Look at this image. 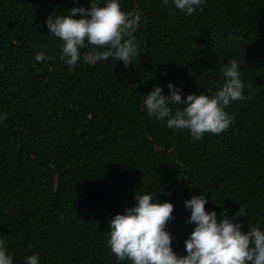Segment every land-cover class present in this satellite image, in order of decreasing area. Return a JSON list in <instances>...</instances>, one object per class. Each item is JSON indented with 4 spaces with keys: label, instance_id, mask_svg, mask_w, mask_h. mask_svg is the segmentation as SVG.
<instances>
[{
    "label": "trees",
    "instance_id": "1",
    "mask_svg": "<svg viewBox=\"0 0 264 264\" xmlns=\"http://www.w3.org/2000/svg\"><path fill=\"white\" fill-rule=\"evenodd\" d=\"M119 3L141 16L135 64L81 57L70 70L46 20L88 0H0V238L13 264L37 253L40 264H131L107 240L134 195L174 206L167 231L177 255L195 227L184 206L193 196L218 221L264 231V0H205L192 15L173 0ZM231 59L247 99L226 106L225 131L197 141L148 116L154 86L165 97L170 83L182 99L212 97Z\"/></svg>",
    "mask_w": 264,
    "mask_h": 264
},
{
    "label": "clouds",
    "instance_id": "2",
    "mask_svg": "<svg viewBox=\"0 0 264 264\" xmlns=\"http://www.w3.org/2000/svg\"><path fill=\"white\" fill-rule=\"evenodd\" d=\"M75 3L76 0H73ZM165 4L168 0H163ZM205 0H173L176 9L192 15ZM141 16L138 11L124 12L119 0H88V7H73L66 15H49L48 32L62 41L61 59L71 70L83 59L88 65L110 57L119 60L127 69L141 53L138 52L136 33ZM81 49H89L81 53ZM46 59L43 53L35 57ZM240 63L231 59L220 69L224 84L214 96L187 95L173 84H168L169 95L154 86L143 99L149 117L165 120L170 129L189 130L194 140L206 133L220 134L232 123L233 117L225 111L233 101L247 99L240 78ZM171 105H183V110ZM6 114L0 120L6 119ZM136 206L115 215L109 224L107 245L118 261L131 264H264V231L259 226H249L246 233L241 225L222 214L217 220L215 212H207L208 201L204 195L193 196L184 202L190 210L189 224H194L190 236L184 241V255H177L172 247V235L167 226L173 220L174 206L158 203L151 194L134 195ZM236 216L246 217L243 208ZM0 264H13L6 242L0 238ZM26 264H40L39 254L27 257Z\"/></svg>",
    "mask_w": 264,
    "mask_h": 264
}]
</instances>
